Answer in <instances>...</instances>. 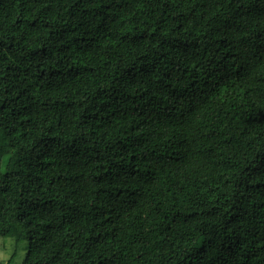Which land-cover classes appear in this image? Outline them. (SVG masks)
I'll return each instance as SVG.
<instances>
[{
    "label": "trees",
    "instance_id": "obj_1",
    "mask_svg": "<svg viewBox=\"0 0 264 264\" xmlns=\"http://www.w3.org/2000/svg\"><path fill=\"white\" fill-rule=\"evenodd\" d=\"M0 236L264 264V0H0Z\"/></svg>",
    "mask_w": 264,
    "mask_h": 264
},
{
    "label": "rangeland",
    "instance_id": "obj_2",
    "mask_svg": "<svg viewBox=\"0 0 264 264\" xmlns=\"http://www.w3.org/2000/svg\"><path fill=\"white\" fill-rule=\"evenodd\" d=\"M28 252V241L19 244L12 238L0 236V264H24Z\"/></svg>",
    "mask_w": 264,
    "mask_h": 264
}]
</instances>
